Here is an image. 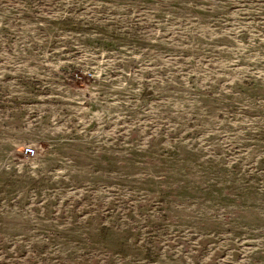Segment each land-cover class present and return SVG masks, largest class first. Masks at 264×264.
I'll return each mask as SVG.
<instances>
[{"label":"rangeland","instance_id":"374dc122","mask_svg":"<svg viewBox=\"0 0 264 264\" xmlns=\"http://www.w3.org/2000/svg\"><path fill=\"white\" fill-rule=\"evenodd\" d=\"M0 264H264V0H0Z\"/></svg>","mask_w":264,"mask_h":264},{"label":"built area","instance_id":"2783aa9c","mask_svg":"<svg viewBox=\"0 0 264 264\" xmlns=\"http://www.w3.org/2000/svg\"><path fill=\"white\" fill-rule=\"evenodd\" d=\"M21 154L27 158H33L36 155L35 149L31 144H27L21 151Z\"/></svg>","mask_w":264,"mask_h":264}]
</instances>
